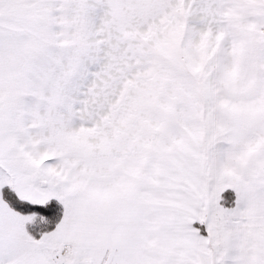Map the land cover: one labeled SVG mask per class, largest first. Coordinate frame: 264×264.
Instances as JSON below:
<instances>
[{
  "label": "snow or ice",
  "instance_id": "6c2138e0",
  "mask_svg": "<svg viewBox=\"0 0 264 264\" xmlns=\"http://www.w3.org/2000/svg\"><path fill=\"white\" fill-rule=\"evenodd\" d=\"M0 264H264V0H0Z\"/></svg>",
  "mask_w": 264,
  "mask_h": 264
}]
</instances>
